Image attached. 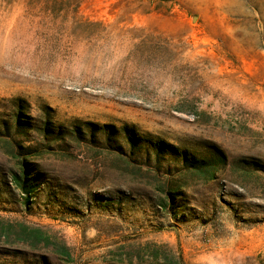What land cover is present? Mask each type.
I'll use <instances>...</instances> for the list:
<instances>
[{
  "label": "rangeland",
  "instance_id": "obj_1",
  "mask_svg": "<svg viewBox=\"0 0 264 264\" xmlns=\"http://www.w3.org/2000/svg\"><path fill=\"white\" fill-rule=\"evenodd\" d=\"M17 107L0 264H264V0H0Z\"/></svg>",
  "mask_w": 264,
  "mask_h": 264
},
{
  "label": "trees",
  "instance_id": "obj_2",
  "mask_svg": "<svg viewBox=\"0 0 264 264\" xmlns=\"http://www.w3.org/2000/svg\"><path fill=\"white\" fill-rule=\"evenodd\" d=\"M14 103L16 101H13ZM10 123L7 125V123H3V121L0 122L1 128H0V133H2L4 130V135H0V138H7L4 143L8 147L9 150H22V143L19 140L18 134L19 130L22 129L23 123L21 120V109L17 107L14 111L12 110V114L9 116ZM3 123V124H2ZM30 127V125H29ZM29 151V148H28ZM21 168H22V173L24 174V178L22 179L20 176H14V183L16 186H18V183L22 185L23 190L27 186V178L26 176L28 175V170H27V165L25 162H21ZM198 171H200V167L197 168ZM17 182V183H16Z\"/></svg>",
  "mask_w": 264,
  "mask_h": 264
}]
</instances>
